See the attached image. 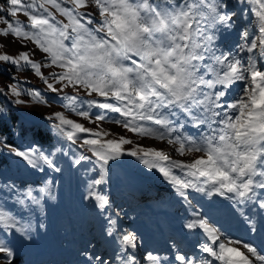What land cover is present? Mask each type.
<instances>
[{
    "label": "snow or ice",
    "instance_id": "6c2138e0",
    "mask_svg": "<svg viewBox=\"0 0 264 264\" xmlns=\"http://www.w3.org/2000/svg\"><path fill=\"white\" fill-rule=\"evenodd\" d=\"M236 3L241 13L250 6L254 30L246 27L227 53L215 44L216 33L231 30L237 16L226 0H5L0 7V23L6 25L0 36L31 41L43 54L40 61L32 59L34 51L15 57L0 54V62L17 71L31 70L57 94L65 110L45 118L59 146L46 151L33 139L17 147L0 135V157H13L30 172L47 176L62 171L57 163L62 153L71 155V167L89 174L84 198L107 214L106 235L118 245L114 261L96 255L89 258L93 264H264V240L257 244L234 237L198 207L183 225L185 231L201 235L194 250L185 251L174 242L163 256L147 252L137 261L140 238L121 228L119 212L110 213L111 201L102 194L112 163L133 156L158 171L187 207L193 206L192 192L223 198L245 217L248 231L257 232L245 210L251 205L264 211V0ZM5 14H23L29 24L9 21ZM42 68L58 71L44 76ZM25 84L15 81L0 88V95L15 97V105L25 103L22 95L36 104L52 102ZM234 86L239 90L230 100ZM66 88L76 89V94ZM81 90L97 99L84 100ZM3 111L0 107V115ZM65 112L89 123H113L140 138L166 141L180 156L199 155L191 162L173 160L124 135L107 138L113 134L99 123L92 130ZM188 128L195 133L186 134ZM61 141L76 147L65 150ZM129 144L131 149L124 147ZM52 185L51 179L25 186L0 180V195H9L17 207H38L52 197ZM30 231V223H22L0 204V234L27 238ZM0 262L15 264L14 252L2 238Z\"/></svg>",
    "mask_w": 264,
    "mask_h": 264
},
{
    "label": "rangeland",
    "instance_id": "374dc122",
    "mask_svg": "<svg viewBox=\"0 0 264 264\" xmlns=\"http://www.w3.org/2000/svg\"><path fill=\"white\" fill-rule=\"evenodd\" d=\"M156 2L163 3L164 0H156ZM226 2L230 9L237 11V16L231 30L221 29L216 33V47L225 53L235 48L239 42V34L246 27L250 31L254 30L252 21L255 19L250 6L248 11L241 13L239 11L241 5L237 4L236 0H226ZM0 7H5V0H0ZM50 11L57 20L64 21V17L56 13L55 9ZM88 11L94 12L95 9L90 8ZM6 18L9 21L19 20L25 25L29 24L23 14H18L16 17L6 15ZM5 27V24L0 23V30ZM32 51L35 52L32 56L34 61L43 59V54L31 41L15 40L12 35L0 36V54L15 57L21 52H29L31 55ZM41 71L44 76H48L50 72L58 69L42 68ZM15 81L26 82L24 86L27 88L39 89L52 102L46 105L36 104L28 96L22 95L19 99L25 103L15 105L12 103L15 97L0 95V107L4 109L3 114L0 115V135L6 136L8 143L17 147L26 145L33 139L39 141L40 146L46 151H50L53 146H59L55 131L48 127L51 121L45 119L55 112L65 111L56 100L57 94L49 91L43 81L31 70L17 71L14 66L0 62V88H6ZM56 87L59 88L61 85L57 84ZM238 90V87L234 86L228 99H234ZM64 91L76 94V89L73 88H66ZM79 95L84 100L97 99L95 94L88 96L83 90ZM65 115L92 130H98L97 123H99L101 128L113 134L107 138L124 135L144 148H154L168 153L173 160L191 162L199 155L193 153L180 156L166 141L140 138L109 122L89 123L88 120L72 112H65ZM21 130L27 135H18ZM194 133L195 129H186V134ZM61 143L64 144L65 150L76 147L66 141ZM124 147L131 149L133 145ZM58 155L57 163L62 171L49 172L47 176L30 172L13 157H0V180H12L18 186L37 185L42 180H53L52 197L46 198L38 207L28 204L17 207L14 206V201L9 195H0V204L9 213L22 223L31 224L27 238L13 232L0 234V238L13 250L15 264H93L89 258L96 255L106 261H114L118 245L114 239L106 235L105 215L107 214L101 215L93 202L84 198L88 191L89 174L82 168L70 166L71 155L64 156L62 153ZM102 194L111 201L110 213L115 215L119 212L121 228L136 233L140 238V248L136 253L137 261L147 252L163 256L174 242L185 251L194 250L201 235L185 231L183 225L197 207L234 237L252 239L257 244L264 240V227H261L264 225V211L252 208L251 205L250 211L245 210L257 227V232L252 233L248 231L249 224L245 217L223 198H209L192 192L193 206L189 208L187 201L176 195L174 188L158 171L149 170L133 156L125 155L119 161L112 163L109 180L103 186Z\"/></svg>",
    "mask_w": 264,
    "mask_h": 264
}]
</instances>
